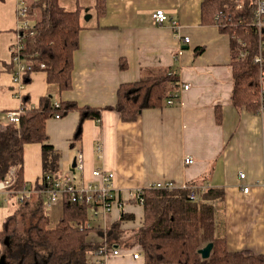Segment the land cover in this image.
<instances>
[{
  "label": "crops",
  "instance_id": "1",
  "mask_svg": "<svg viewBox=\"0 0 264 264\" xmlns=\"http://www.w3.org/2000/svg\"><path fill=\"white\" fill-rule=\"evenodd\" d=\"M33 1L0 0V112L36 108L46 96L54 103H74L79 108L114 107L122 84L176 72L163 105L145 109L134 121H124L113 109L103 110L100 119H81V113L73 109L64 118L49 120V142L60 154L56 173L91 181L93 170L111 171L117 194L124 199L131 190L165 181L178 187L198 182L204 189L222 188L219 233L225 235L228 250L264 255V113L233 105L230 38L215 25L203 23L204 0H106L103 17L97 15L96 0H60L68 11L82 8L73 86L60 92L47 82L45 71H35L24 90L14 94L11 47L20 26V3L27 6ZM157 10H164L168 20L156 22ZM174 21L180 24V36ZM179 51L182 54L177 57ZM79 150L84 157L83 174L75 170ZM187 158L194 163L187 165ZM44 174L42 145H25L26 185L33 187ZM245 186L248 193L243 191ZM42 201L36 195L21 211L31 218L42 212ZM7 204V216L20 207L15 198ZM63 208L62 204L55 208L52 226L63 216ZM124 213L132 218L121 222V245L114 246L141 251L140 245L126 243L143 222L144 209L133 201H127L123 209L114 208L107 217L91 214L87 223L93 232L88 241L101 242L98 230H107ZM14 240L7 245L12 247Z\"/></svg>",
  "mask_w": 264,
  "mask_h": 264
},
{
  "label": "trees",
  "instance_id": "2",
  "mask_svg": "<svg viewBox=\"0 0 264 264\" xmlns=\"http://www.w3.org/2000/svg\"><path fill=\"white\" fill-rule=\"evenodd\" d=\"M234 1L204 0L203 23L215 25L230 38L233 105L257 114L264 103L261 66L254 62L260 52V35L252 25L254 9L236 10ZM26 7L32 27L22 34L24 59L33 72L45 71L47 82L57 85L60 92L70 90L74 53L79 48V35L83 30L82 8L68 11L60 5V0H34ZM95 9L98 17H103L106 0H96ZM41 64H45V68H41ZM121 67L126 68V65ZM173 79L167 76L122 84L114 107L79 108L74 103H60V107H56L51 97L46 96L41 98L38 107L22 111L19 125L8 122V113L0 112V182L16 168L15 190L26 185L24 147L32 143L42 145L44 175L57 174L60 154L49 142L47 132L48 121L55 115L65 116L77 109L81 119H100L103 110L113 109L124 121H134L145 109L163 105L168 98L167 86L173 84ZM201 185L198 182L190 184L195 187L196 200L191 197V189H146L142 225L131 232L133 236L126 241L127 245H140L144 264H264V255L228 250L225 235L219 233L225 191L216 187L204 189ZM22 207L7 216L0 230V256L10 264H87L88 253L96 252L104 244L121 245L120 224L132 218L124 213L107 230H98L105 241L93 243L88 241L93 228L80 227L89 221V207L70 204L65 199L63 216L58 223L52 226L50 219L39 212L31 217L20 236L16 233L18 212ZM9 239L16 241L12 247L7 245ZM210 243L213 244L211 255L204 259L199 250Z\"/></svg>",
  "mask_w": 264,
  "mask_h": 264
},
{
  "label": "built area",
  "instance_id": "3",
  "mask_svg": "<svg viewBox=\"0 0 264 264\" xmlns=\"http://www.w3.org/2000/svg\"><path fill=\"white\" fill-rule=\"evenodd\" d=\"M234 8L236 10L245 11L248 8L254 9V21L252 25L259 32V54L255 57V63L261 66L260 82L262 88V94L264 93V0H235ZM20 26L16 41L11 47V64H12V76L14 83V94L22 92L27 85L28 79L32 74L28 62L23 57L24 39L23 32L31 29L32 25L30 19L27 17V7L20 3L19 9ZM156 22L159 24L168 20V17L164 10H157L153 15ZM173 28L179 33L180 36V24L176 21L172 24ZM185 43H189L188 37L183 38ZM182 54L181 51L177 53V57ZM244 56V53L241 54ZM176 57V58H177ZM41 68H45V64L40 65ZM176 72L171 71L168 75L174 77ZM189 86L186 85L185 89ZM264 95H262V100ZM169 104L173 103L171 99ZM56 107H60V102H55ZM23 110L11 111L8 113V122L16 125L20 124V116ZM260 113H264V103L259 109ZM60 114L55 115L54 118L60 119ZM100 151V146L97 147ZM187 165L193 164L192 158L185 159ZM75 170L80 173H84V157L82 151H78L75 158ZM93 179L87 181L81 179L78 181L73 175H59V174H47L42 179L34 184L33 187L25 185L20 190H15L16 184V168H12L4 180L0 182V205L8 203L12 198H15L19 206H26L36 196L40 195L43 198L42 201V214L51 219L52 214L57 205L62 204L64 206L65 199L70 204H83L89 207V212L93 217H107L114 205L120 209H123L127 201H133L134 203L143 206L145 202V190L138 188L131 190L128 194V198L124 199L123 196L117 194V190L114 186L115 175L113 172L105 169H96L92 171ZM241 178H245V174H240ZM264 181V180H263ZM147 189L158 190H175V189H191V197L196 200L197 197L194 193L195 187H191L188 184L183 186H176L173 182L165 181L150 184ZM245 193L249 192V186L243 188ZM81 229L91 228L89 223L80 226ZM105 241V239H100ZM2 257L0 256V264ZM133 260L136 262H142L144 256L142 251L128 252L122 250L120 247L109 246L104 244L96 252H90L87 255V264H121L122 260Z\"/></svg>",
  "mask_w": 264,
  "mask_h": 264
},
{
  "label": "rangeland",
  "instance_id": "4",
  "mask_svg": "<svg viewBox=\"0 0 264 264\" xmlns=\"http://www.w3.org/2000/svg\"><path fill=\"white\" fill-rule=\"evenodd\" d=\"M65 116H62V118H64ZM52 119H55L56 118H52ZM50 119V120H52ZM6 121V119H5ZM62 175H70L69 173H62ZM8 204H1L0 205V230L2 228V225H3V221L5 220V217L7 216V213H8ZM117 206L114 205V208H116ZM22 209V208H21ZM21 209H19V212H18V219H19V223H18V227H17V233L16 235H20V236H23V232L25 231V228L28 227L29 223L31 222L32 218H30V214H23V212H26V210L24 211H21ZM39 214V213H38ZM11 240V239H9ZM8 242V240H7ZM16 242V241H15Z\"/></svg>",
  "mask_w": 264,
  "mask_h": 264
},
{
  "label": "water",
  "instance_id": "5",
  "mask_svg": "<svg viewBox=\"0 0 264 264\" xmlns=\"http://www.w3.org/2000/svg\"><path fill=\"white\" fill-rule=\"evenodd\" d=\"M213 249V244L210 243L208 245H206L204 248L199 250V254L202 256V258L207 259L210 257L211 252ZM5 257H2L1 261L4 262Z\"/></svg>",
  "mask_w": 264,
  "mask_h": 264
}]
</instances>
